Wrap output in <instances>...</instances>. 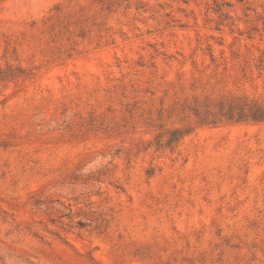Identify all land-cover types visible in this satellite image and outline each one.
I'll return each instance as SVG.
<instances>
[{"label":"rangeland","instance_id":"374dc122","mask_svg":"<svg viewBox=\"0 0 264 264\" xmlns=\"http://www.w3.org/2000/svg\"><path fill=\"white\" fill-rule=\"evenodd\" d=\"M0 264H264V0H0Z\"/></svg>","mask_w":264,"mask_h":264}]
</instances>
